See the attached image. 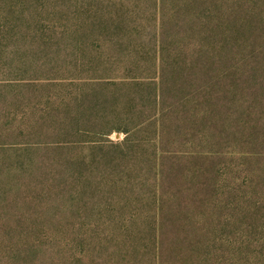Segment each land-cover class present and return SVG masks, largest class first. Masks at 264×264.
I'll list each match as a JSON object with an SVG mask.
<instances>
[{"label":"rangeland","instance_id":"rangeland-1","mask_svg":"<svg viewBox=\"0 0 264 264\" xmlns=\"http://www.w3.org/2000/svg\"><path fill=\"white\" fill-rule=\"evenodd\" d=\"M0 264H264V0H0Z\"/></svg>","mask_w":264,"mask_h":264}]
</instances>
